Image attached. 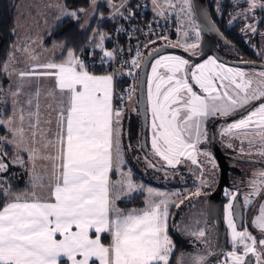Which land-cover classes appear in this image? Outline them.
<instances>
[{"label":"snow or ice","instance_id":"1","mask_svg":"<svg viewBox=\"0 0 264 264\" xmlns=\"http://www.w3.org/2000/svg\"><path fill=\"white\" fill-rule=\"evenodd\" d=\"M246 2L248 12L257 7L264 9V0ZM165 3L169 8L176 7L173 0ZM180 3L179 11L188 17L195 39L175 44L169 41V45L183 47L185 52L196 56L204 29L193 18L192 0H180ZM153 5L159 9L158 15L164 14L159 0H153ZM63 15L79 18L74 10L64 9ZM248 28L256 31L254 25ZM184 36L188 37L189 32L185 31ZM103 40L104 35L100 34L97 47L102 48ZM140 55L138 51L137 58L131 61L133 67H139ZM104 57L115 59L112 51H104L102 65ZM4 71H8L7 64ZM116 75L89 67L71 49L60 62L36 64L29 71L19 73L21 82L11 93L14 115L19 114L16 126H12V117L0 118V125L12 135L11 140L0 136V142L14 144L19 151L28 153L30 191L14 192L9 183L0 182V264H170L176 248L169 235V220L173 215L170 205L179 208L188 197L172 200L167 193L145 189L143 184L133 182L131 170H122L125 113L123 107L113 103ZM128 75L134 74L129 71ZM33 77L37 81L46 78L52 86L43 89L37 82L34 90L24 91V81ZM255 77L211 56L195 64L181 56H160L151 65V75L147 78L148 107L141 114L149 111L151 114L152 155L164 161L167 168L175 169L185 160L196 166L200 184L191 196H207L209 193L202 189L215 183L219 168L211 150L200 147L211 143L206 127L210 118L240 112L239 119L228 124L221 136L228 135L241 144L247 140L249 155L258 143L256 154L264 157V71ZM126 92L127 96L121 95L119 99H131L134 89ZM21 96L25 97L22 102ZM41 96L48 101L47 119H42ZM38 144L40 147H36ZM240 151L244 153L245 149L241 147ZM6 156L7 152L0 149V173L8 171ZM199 156H204L210 165L207 178ZM38 159L50 162L43 175L36 172ZM11 163L25 167L19 152ZM148 164L156 168L151 160ZM256 175L260 179L250 181L251 192L244 196L245 206L252 203L251 196L264 192V169ZM145 190L148 196L144 207L124 209L118 205V201ZM225 195L229 202L223 207V216L233 246L225 254V264L229 261L230 264H264V204L252 221L260 233L257 238L246 229L238 230L235 218L239 209L232 202L236 195L227 190ZM195 223L198 225L200 221ZM173 227L205 245L208 243L205 228ZM213 255H217L215 264H220L218 254L211 251L192 256L191 264H213L210 259ZM249 255L254 260H246ZM177 264H183V259Z\"/></svg>","mask_w":264,"mask_h":264},{"label":"rangeland","instance_id":"2","mask_svg":"<svg viewBox=\"0 0 264 264\" xmlns=\"http://www.w3.org/2000/svg\"><path fill=\"white\" fill-rule=\"evenodd\" d=\"M129 0H111V4L109 3V0H96V4L93 5L92 3L89 5V8L83 12H80V17L78 19L72 18L70 16L63 15L64 9H66L63 6V0H21L19 2V5L17 6V16L15 19V27L13 30V34H15V39L12 45V48L10 52L7 55V60L4 63V66L7 64L8 71H4L3 66V73L4 77L0 79V118L7 119L8 117L13 118V127L16 126L17 118H18V112L14 115V105L12 103L13 97L11 93L16 90L17 85L21 82L19 73L21 71H29L32 66L36 64H42L47 63L49 61L56 60L60 53L63 50L62 45H55L52 48L46 50L43 48V37L49 33V31L58 25L60 22H62L64 19H72V20H79L82 22V27H87L88 23L91 21V19L94 16V8L96 11V6L98 4L102 6H106L109 10V13L107 15V18H123V15H126L131 9L134 8V2L129 7L128 5ZM159 3L163 6V15H158L157 12L159 9H154L153 0H148L146 2L147 9H146V15L150 16L149 20L152 21H161V23H168L170 24L171 28H173L172 31L167 32L164 36H158V37H149L151 38L147 43L146 50L154 49L156 46H162V45H169V41H171L173 44H175L177 41H182L179 33L176 31L177 27H175L177 23V14H180V0H173V3L176 5V12L175 8H169L168 5L165 3V0H159ZM124 5L121 7V5ZM119 10L120 13H123V15L117 14L116 10ZM184 16V13H182ZM181 15V16H182ZM180 16V17H181ZM183 22V21H182ZM180 25V21L178 22ZM181 26V25H180ZM176 31V32H175ZM173 33V36H170L169 34ZM116 36V34H115ZM161 37H167L168 39H162ZM98 44H100V39L98 40ZM182 43V42H181ZM170 46V45H169ZM27 48L28 50L25 51L24 49ZM100 51L105 49V42L103 40V46L97 47ZM183 48V47H182ZM179 54L165 51V53H161L157 56H155L148 64L146 68V78L144 80V84L142 87H144L143 91L139 93L138 89V82H137V76L135 78L134 82V92L132 94L131 99H129L123 106L124 112L126 111L127 116H124L123 125H124V132L125 135L123 137V142H125V150L126 151V158L124 169L123 171L127 172L128 170H131L132 174L136 175L140 178H145L146 180H141L139 183L136 182V184H143L145 186V189L152 188L150 187L149 182H154L159 184V182H163L164 180L161 179V177H171L174 175V172L169 170L165 166V162L158 159V163H156V168L149 167V164L147 161L149 159V152H152L151 146L150 149L144 150L140 146V142L143 139H146V142L149 141L151 145V114L150 111L147 112L144 116V118H141L139 106L141 102V110L144 112V110L148 107L147 106V78L151 75V65L155 63V60L158 59L160 56H177ZM146 54L142 53L139 61V67L142 66V61L145 58ZM33 57H36V59H33ZM82 58V57H81ZM65 59V58H64ZM57 62V61H55ZM137 68V71L139 69ZM38 71H42L38 69ZM161 72H163V69H160ZM124 76L123 73L120 74V77ZM137 75V73H136ZM119 77V79H120ZM126 79V77L124 76ZM258 80V79H257ZM39 82L41 87L43 89H47L48 87L52 86V82L46 78H40L39 81L35 77L29 79H26L24 81L25 88L24 91L34 90L35 86ZM115 82V87H116ZM126 85V84H125ZM125 85L123 86V90L125 89ZM117 88H115V95H116ZM198 91V90H197ZM117 96V95H116ZM21 102L25 97L21 96L19 97ZM48 101L44 99L43 96H41V113L42 119H47V111H46V105ZM53 117L55 116V113H52ZM134 117V118H133ZM214 124V121L209 119L207 122V125ZM44 127H47V125H43ZM53 128H55V123L52 125ZM0 136L7 137L9 140H11L12 135L7 130V128L4 125H0ZM145 141V140H144ZM143 142V141H142ZM215 142H218L217 140V134L215 135ZM128 145H131V148L128 147ZM202 147L204 145H201ZM36 147H40V145H36ZM0 149H3L7 152V156L4 157L5 162L8 163V171L4 173H0V182L6 181L11 185V189L14 192H27L28 189H30L29 185V179H30V171H31V164L28 161V153L24 151H19L15 148L14 144L6 143V142H0ZM124 150V154H125ZM19 152V155L24 159L25 161V167L19 166V164H13L11 161L15 159V156ZM249 157L252 159L253 157L259 158V165L254 164H246L244 162L238 163L239 168L243 170L242 174L249 173L251 176V179L247 184H250V181L255 179H260L256 174L260 172L262 168H264V157L259 155H249V154H242V157ZM124 157V159H126ZM159 158V157H157ZM214 158V157H213ZM230 159L233 158L229 157ZM228 158V159H229ZM229 159V160H230ZM198 160L204 165L205 172L204 177L207 178L209 176L208 169L210 168V165L207 164L206 158L204 156H199ZM231 161V160H230ZM49 163V162H48ZM47 163V161L38 159L36 161V172L37 174H42L40 172L41 168L42 170L45 167H50V165ZM142 163V165H141ZM145 163V164H144ZM146 165V166H145ZM178 169L176 170L178 174H185L186 178H191L187 180L189 181L188 185L180 186L179 188H173L171 186L168 187H160V189H155L156 191L167 193L169 196L171 195L172 200H179L184 197H188L187 199L183 200V203L185 204L184 210H179L175 208L174 206L170 205V212L172 211V208L174 207L173 211V218L171 222V226L176 234H178L183 239H192L194 237H190L186 235L183 231L177 230V228L173 227V225H179L180 229H183L185 227H190L192 229L195 228H203L204 225L210 223L212 227H215V224L213 221L210 220V217L213 215L211 211V201L210 197L212 194H209V198L207 196L201 195L200 197L191 196L190 193L196 191L197 186L200 184V172L199 170H194V165L191 164L190 161H183L181 164L177 165ZM176 167V168H177ZM157 168H160V171H157ZM163 173V174H162ZM167 173V175H166ZM161 175L157 177V175ZM176 174V173H175ZM135 175V176H136ZM19 177V178H18ZM114 179H118V176H114ZM215 183L212 184L210 188H214L217 185L218 182V171L214 177ZM185 180V179H183ZM233 182H242V178L238 176H232ZM149 181V182H148ZM186 181H183L185 183ZM168 183V182H167ZM247 184H243L244 186ZM27 189V190H26ZM207 189V188H206ZM203 190V189H202ZM204 191V190H203ZM207 191H209L207 189ZM206 192V191H205ZM136 193H133L135 195ZM144 199L148 196V193L146 190L143 192ZM175 194V195H173ZM154 199H159L155 198ZM2 199V198H1ZM206 199V200H205ZM182 203V204H183ZM181 206V205H180ZM175 217V218H174ZM199 220L200 223L197 225L195 221ZM209 220L211 222H209ZM193 245V243H192ZM196 255V252L194 250L186 251V253H181L178 258L176 259V264L178 260L183 259V264H191V257Z\"/></svg>","mask_w":264,"mask_h":264},{"label":"flooded vegetation","instance_id":"3","mask_svg":"<svg viewBox=\"0 0 264 264\" xmlns=\"http://www.w3.org/2000/svg\"><path fill=\"white\" fill-rule=\"evenodd\" d=\"M204 2L206 4V11L207 14H209L210 22L213 25L210 37L212 36L214 38V41H212V43L209 42L210 44L208 45H201L203 39V31H201L199 40L200 46L195 50L198 55L192 56L190 52H185L182 47H178L180 50H182V52H177L176 54H179L178 56H181L183 58L189 59L193 64L202 63L210 56L216 57L219 58V60L222 61L226 66L239 68L246 73H251L254 77L256 73L264 71V35H262V33H264V9L257 7L254 11L248 12L247 9L249 5L246 0H204ZM192 4L194 9L193 18L198 24H200L193 0ZM181 15L182 12H180V14H177V23L175 25V27H177L176 31L179 33L182 43L191 42L193 39H195L194 33L189 27L188 17L185 14L184 16ZM179 21L181 26L178 24ZM248 25H254L256 31H251L248 28ZM185 31L189 32L188 37L184 36ZM203 51L206 54L201 56L203 54ZM255 79H259V77H255ZM197 90L199 91V89ZM139 108V116L141 118H144V116L141 114V107L139 106ZM239 117L240 112L236 113L235 115L226 117H213L211 118V120L214 121V124L206 125L210 140L213 139V142H215V135L217 134L218 142H215V144H217L221 153L225 156L227 165L230 166V170L228 169L229 171H227L228 184L222 187V192L220 195V213L222 215L223 237L220 239V242H218L219 236L217 231V224L213 213V215L210 217V220L213 221L215 227L213 228L210 223L203 226V228L207 230V245L201 243L195 238H192L186 242V251L194 250L196 254H207L208 251H211L218 254L220 264H225V254L233 250V246L231 243V232L230 229H228L223 216V207L226 203L229 202V197L225 195L226 190L236 195V200L232 202L234 206L239 209V213L235 218L238 225V230L246 229L257 238H259L260 236V233L253 227L252 221L257 215H259L260 205L264 204V192H262L260 195L251 196L250 199L252 203L248 206H245L244 196L251 192L250 184H247L251 179V176L249 173L243 175V170L240 169L238 165V163L241 162H244L246 164L259 165L260 160L258 157H253L252 159H250L249 157H242V154L249 153L250 146L247 140H245V142L241 144L238 139H233L228 135L221 136V131L226 128L228 124L232 123L234 120L239 119ZM144 140L142 139L141 142ZM228 144H231L232 147H228ZM211 145L212 143L200 147H207L213 153ZM241 147L245 149L244 153H241ZM257 147L258 143L251 148V156H257ZM229 157L233 158V161ZM193 168L194 170H198L195 165ZM177 169L178 168L172 169V171L174 172V178L172 180L173 183H171V186H173V188H179L180 186L188 185L189 181L187 182V180H191V178H186L185 174H178L176 171ZM219 176L220 166L218 168V181L220 179ZM232 176L241 177L242 182H233ZM183 181L186 182L182 184ZM243 184L247 185L244 186ZM217 185L214 188H207L209 191H207L206 188H203V190L208 192L209 194H213L216 190L215 188L217 187ZM208 195L207 198H209ZM210 220L209 222H211ZM186 251H183V253H186ZM210 259L213 261V264H215L217 255L211 256ZM246 260H254V258L249 255L248 257H246ZM228 264H230V261L228 262Z\"/></svg>","mask_w":264,"mask_h":264},{"label":"trees","instance_id":"4","mask_svg":"<svg viewBox=\"0 0 264 264\" xmlns=\"http://www.w3.org/2000/svg\"><path fill=\"white\" fill-rule=\"evenodd\" d=\"M20 1L21 0H0V79L4 77L3 66L7 60V55L10 52L14 39H15L14 38L15 34H13V30H14L15 23H16L15 22V19L17 16L16 9ZM133 1L134 0H129L128 2L129 7L133 3ZM91 3H92V0H63V6L68 10L77 11L78 17H80L81 15L78 10L79 9L87 10ZM96 7L97 8L94 13V16L91 19V21L88 23L87 27L83 28L82 27L83 23L80 22L79 20H72L71 18L64 19L58 25L53 27L49 31V33H47L43 37L42 44H43V48L46 50L52 48L55 45L63 46V50L60 53V56L56 59L57 62H60L67 56V51L69 49L73 50L78 56L82 58L85 55H90L91 58L95 61V59L100 53V50L97 48V45L99 43L98 40L100 39V34L104 35L105 49L112 48L118 45V43L120 42L119 41L120 39H117L115 36V30H116L115 28L117 24L120 22V19L111 18V17L107 18L109 10L106 6H102L98 4ZM169 35L173 36V33H170ZM150 39L151 38L141 37L139 41L133 42L131 47L135 48L136 46H139V47L143 46L142 52L143 54L145 53L147 55L150 52H152V50H154V49L146 50L147 43ZM157 47L159 46H156L154 48H157ZM134 48H131L130 52L133 51ZM140 68H138L139 71H137L136 80L138 83L140 79V75H139ZM95 69L98 72H102L105 70L109 71L102 65H96ZM126 83H127V80L124 78V76L121 75L120 79L117 80V83H116V87H115L117 88L116 95L120 94L121 90L123 89V86ZM124 113H125L124 116L126 117L127 116L126 111ZM144 142H146V140ZM149 160H150V157L147 161ZM159 176L161 175L160 174L157 175V177ZM173 178H174V175H172L171 177H163V178L161 177V179L164 180L163 182H159V184L154 183V182H151V183L156 185L159 188L160 187L164 188V187H168L172 185L171 183H173L172 182ZM143 199H144V194L137 193L136 195H133L131 198H125V200L118 201L117 203L121 208H124V209L142 208L144 207ZM185 204L186 203H183L179 207V209L177 208L178 213H179V210L180 211L181 209L184 210ZM170 235H171V238H173V241L176 245L173 258L170 260V264H176V259L178 258V256L181 253H183V251H186L187 249L186 242L189 240L188 239L184 240L178 234H176L172 226L170 229Z\"/></svg>","mask_w":264,"mask_h":264},{"label":"built area","instance_id":"5","mask_svg":"<svg viewBox=\"0 0 264 264\" xmlns=\"http://www.w3.org/2000/svg\"><path fill=\"white\" fill-rule=\"evenodd\" d=\"M147 1L148 0H135L134 8L131 9L126 15H123V18H121L120 22L115 28L116 38L120 39V42L117 46L100 51L95 61L91 58L90 55H85L82 58L89 64V67H95L96 65H102L100 63V60L103 57L104 51H112L114 53L115 59L109 60L107 57H104L105 63L102 66L109 70V72L117 73L115 82L119 80L120 74L122 73L127 80L123 92L121 91L117 96L114 95L113 103L115 106L123 107L129 99H125L122 101L121 99H119V97L121 95H124L126 97L127 89H135L134 82L137 76L136 73L138 67H133L131 61L137 58L136 54L138 51L142 55L143 46H136L135 48L131 47L133 42L139 41L141 37L153 38L164 36L167 32L173 30L170 24L166 22L161 23V21L158 20L151 22L149 20L150 16L146 15ZM131 48L134 49L130 52ZM129 71H131L134 75H128Z\"/></svg>","mask_w":264,"mask_h":264},{"label":"water","instance_id":"6","mask_svg":"<svg viewBox=\"0 0 264 264\" xmlns=\"http://www.w3.org/2000/svg\"><path fill=\"white\" fill-rule=\"evenodd\" d=\"M194 6H195V10H196V14L198 15V21L200 23V25L202 26L203 30V39H202V44L201 45H208L210 43H212V41H214V38L211 36L210 37V33H212V28L213 25L210 22V18H209V14H207L206 11V4L204 2V0H193ZM210 31V32H209ZM210 42V43H209ZM165 51H169V52H173V53H181L182 50H180L178 47H173V46H169V45H162L159 46L157 48H154V50H152V52H150L149 54H147L145 56V58L142 61V66L140 68V79H139V87H140V92L143 91L144 87V80L146 78V68L149 64V62L157 55L161 54V53H165ZM204 54H206L203 51V54L201 56H203ZM142 109V108H141ZM211 143H212V151L215 157V160L218 164V166H220V179L218 181V185L215 188L216 190L214 191V193L211 196V210L212 213H214L215 219H216V224H217V231H218V236H219V241L220 239L223 237L222 233H223V224H222V215L220 213V195L222 192V187L224 185L228 184V177H227V171H229V167L226 163V158L225 156L221 153L220 149L218 148L217 144H215V142H213V139H211ZM229 169V170H228Z\"/></svg>","mask_w":264,"mask_h":264},{"label":"crops","instance_id":"7","mask_svg":"<svg viewBox=\"0 0 264 264\" xmlns=\"http://www.w3.org/2000/svg\"><path fill=\"white\" fill-rule=\"evenodd\" d=\"M178 56V55H177ZM67 57V56H66ZM65 57V58H66ZM54 61H56V60H54ZM62 61V60H61ZM138 87H139V83H138ZM138 91H139V93H140V87H139V89H138ZM115 106V105H114ZM140 107H141V105H140ZM49 136H51V133H49ZM12 139V138H11ZM146 145H145V144ZM124 145H125V142H124ZM140 145H141V148H143L144 150H149L150 149V143L149 142H141L140 143ZM46 154V153H45ZM149 156L148 157H150V160L153 162V163H158V159L159 158H157V157H155V156H153L152 155V152H149V154H148ZM124 157L126 158L127 156H126V150H125V154H124ZM40 160V159H39ZM125 160H127V158L125 159ZM46 161V160H45ZM47 163H48V161H47ZM49 165H50V162L48 163ZM152 168V167H151ZM40 169V172L42 173L41 175H43L44 174V169L42 170L41 168H39ZM123 169H124V166H123ZM171 169H173V168H169V170H171ZM176 169V168H175ZM125 170V169H124ZM135 175H136V173H135ZM134 174H132V180H133V182L134 183H139L141 180L143 181L145 178H140V176L138 177L137 175L135 176ZM146 180V179H145ZM149 182V181H148ZM150 183V187H153L154 188V190L157 188V189H160L159 187H157L156 185H154V184H152L151 182H149ZM27 190V189H26ZM27 191H30V189H28ZM139 193V192H138ZM143 193V192H142ZM137 194V193H136ZM135 194V195H136ZM171 196V195H170ZM123 200H125V199H123ZM173 211H174V207L172 208V211H171V213H173ZM172 218H173V215H172V217H171V219L169 220V235H170V229H171V222H172ZM171 236V235H170ZM173 239V238H172Z\"/></svg>","mask_w":264,"mask_h":264}]
</instances>
